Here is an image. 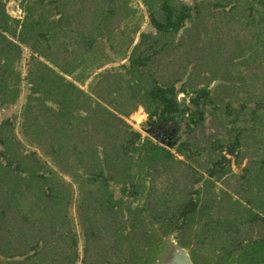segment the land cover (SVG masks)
<instances>
[{
	"label": "trees",
	"instance_id": "obj_1",
	"mask_svg": "<svg viewBox=\"0 0 264 264\" xmlns=\"http://www.w3.org/2000/svg\"><path fill=\"white\" fill-rule=\"evenodd\" d=\"M6 1L0 110L28 92L21 139L0 120V264H162L176 246L264 264V0H140L154 32L118 66L103 44L130 0ZM138 107L175 145L126 121Z\"/></svg>",
	"mask_w": 264,
	"mask_h": 264
},
{
	"label": "rangeland",
	"instance_id": "obj_2",
	"mask_svg": "<svg viewBox=\"0 0 264 264\" xmlns=\"http://www.w3.org/2000/svg\"><path fill=\"white\" fill-rule=\"evenodd\" d=\"M19 2L20 0H7L6 1V10L13 15H20L22 16V12L19 7ZM131 6L135 9V14L133 17L127 19L126 21L122 22L120 24V33H118V30L114 32L112 42L111 44L109 43H104V52L106 53L107 57L104 56L102 58H105L104 60L107 61L105 66H118L119 64L125 63L126 60L124 59V55L122 53L124 52L125 49H130L132 45H130V40H132V44L136 43L138 41V32H154V29L151 27L148 21L147 17V12L140 0H130ZM136 30V31H134ZM130 45V48H129ZM128 53V52H127ZM31 54V50L22 45V56L21 59L18 63V70L21 73V76L23 77L26 73V66H27V61L29 58V55ZM89 71L87 72V74ZM95 73V72H94ZM91 75L88 76L86 80L83 82H80L79 85L84 89L87 90L88 84L91 81ZM216 84V82L210 83L209 87H213ZM28 92V85L26 82L23 80L21 83V93L15 102V104L0 110V120L5 117H10L14 123H15V131L17 136L21 139V135L19 133V122H20V114H21V108L22 104L24 103L25 96ZM178 98L180 100H184L187 102L188 98L185 96L183 93H178ZM126 121L138 132L141 133V135L148 136L152 140L157 141L160 143V136H157V138H154L152 136L153 132L150 129H152V125H148L147 122H149L146 113L143 111L141 107H138L135 111H133L129 116H127ZM156 123V122H154ZM153 123V124H154ZM206 124H208V121H205ZM174 129V128H170ZM182 134V130L179 132H173L172 134V139L171 142L175 140L176 136H180ZM166 143V141L164 142ZM174 143V142H172ZM170 147L171 148V145ZM161 144V143H160ZM175 145V143H174ZM173 145V146H174ZM28 148H31V146H28ZM244 162L242 163V165ZM241 165V166H242ZM233 170L235 172H239V168L233 166ZM69 179V178H67ZM74 185V184H73ZM70 214L75 218L76 213H75V205L73 204L70 207ZM76 230L79 233V227L76 226ZM162 260L159 261L157 264H161Z\"/></svg>",
	"mask_w": 264,
	"mask_h": 264
},
{
	"label": "water",
	"instance_id": "obj_3",
	"mask_svg": "<svg viewBox=\"0 0 264 264\" xmlns=\"http://www.w3.org/2000/svg\"><path fill=\"white\" fill-rule=\"evenodd\" d=\"M147 123L148 125H152L154 122L149 121ZM157 127L160 128V126ZM174 130L175 129H171L172 132H174ZM150 133H151V129H150ZM152 136H154V138H157L156 135L154 134H152ZM164 142L165 141L162 138H160L161 144L165 145L166 147H170L171 142L169 140H167L166 143ZM162 264H192V261L188 251L185 248L176 246L171 250L169 257Z\"/></svg>",
	"mask_w": 264,
	"mask_h": 264
},
{
	"label": "flooded vegetation",
	"instance_id": "obj_4",
	"mask_svg": "<svg viewBox=\"0 0 264 264\" xmlns=\"http://www.w3.org/2000/svg\"><path fill=\"white\" fill-rule=\"evenodd\" d=\"M157 126H160V128H158ZM152 127L153 128L151 129V131L153 132L154 135L160 137L162 136L161 138L164 141L169 140L171 142L173 132L171 131L170 128H165L162 125L156 123L152 124Z\"/></svg>",
	"mask_w": 264,
	"mask_h": 264
}]
</instances>
